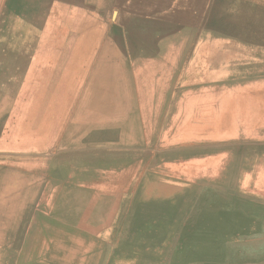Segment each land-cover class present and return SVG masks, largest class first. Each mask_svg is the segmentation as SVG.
I'll return each mask as SVG.
<instances>
[{
    "label": "rangeland",
    "instance_id": "1",
    "mask_svg": "<svg viewBox=\"0 0 264 264\" xmlns=\"http://www.w3.org/2000/svg\"><path fill=\"white\" fill-rule=\"evenodd\" d=\"M209 38L216 51L225 45L215 39L228 41L234 63L239 51L251 52L241 80L225 70L214 76L218 94L239 96L240 82L264 112V0H0V264H264V210L238 203L234 187L228 214L207 212L204 260H187L201 248L188 236L190 189L149 168L151 151L185 144L159 138L178 89L179 68L171 78L166 62ZM143 95L156 119L143 117L151 123L139 138ZM140 150L131 167L111 171L110 157L135 159Z\"/></svg>",
    "mask_w": 264,
    "mask_h": 264
},
{
    "label": "bare ground",
    "instance_id": "2",
    "mask_svg": "<svg viewBox=\"0 0 264 264\" xmlns=\"http://www.w3.org/2000/svg\"><path fill=\"white\" fill-rule=\"evenodd\" d=\"M51 1V0H50ZM54 1V0H52ZM79 1V0H78ZM96 1V0H95ZM98 2V1H97ZM100 3V2H98ZM61 4V3H60ZM64 4V3H63ZM74 6V5H73ZM92 6V5H91ZM101 6V5H100ZM94 7V6H93ZM69 10V9H68ZM89 10V9H88ZM127 10V9H126ZM84 12V11H83ZM82 12V13H83ZM88 12V11H87ZM220 12V11H219ZM133 13V12H132ZM137 13V12H136ZM218 13V11L216 12ZM80 14V13H79ZM82 15V14H81ZM87 15V14H86ZM97 15V14H96ZM144 17V16H143ZM156 17V16H155ZM98 18H100L98 16ZM121 18V17H120ZM101 19V18H100ZM103 20V19H102ZM133 20V19H132ZM144 20V19H143ZM119 21V20H118ZM122 21V20H121ZM128 21V20H127ZM141 21V20H140ZM155 21V20H154ZM32 22V21H31ZM89 22V21H87ZM131 22V21H130ZM129 22V23H130ZM135 22V21H134ZM146 22V21H145ZM89 24V23H87ZM126 24V23H125ZM131 24V23H130ZM156 24V23H155ZM158 24V23H157ZM156 24V25H157ZM93 25V24H92ZM104 25V24H103ZM133 25V23H132ZM153 25V24H152ZM37 26V25H35ZM130 26V25H129ZM134 26V25H133ZM249 26V25H248ZM132 28V27H131ZM130 28V29H131ZM144 28V27H143ZM146 28V27H145ZM100 29V28H99ZM129 29V27H128ZM155 29V28H154ZM162 29V28H161ZM160 29V30H161ZM56 30V29H55ZM136 30V28L134 29ZM234 30V29H233ZM73 31V30H72ZM122 31V30H121ZM216 31V30H215ZM56 32V31H55ZM154 32H157L154 30ZM144 33V32H143ZM159 33V32H158ZM84 35V34H83ZM133 35V34H132ZM168 35V34H167ZM166 35V36H167ZM73 36V35H72ZM171 37V36H170ZM205 37V36H204ZM72 38V37H71ZM75 38V37H74ZM97 38V37H96ZM99 38V37H98ZM147 38V37H146ZM150 38V37H149ZM184 38V37H183ZM182 38V39H183ZM151 39V38H150ZM149 39V40H150ZM153 39V38H152ZM203 39V38H202ZM72 40V39H71ZM128 40V38H127ZM131 40V39H130ZM145 40V39H144ZM190 40V39H189ZM140 41V40H139ZM148 41V40H147ZM155 41V40H154ZM170 41V40H169ZM208 43L202 44L199 43L198 51L193 53L191 50H189L188 54L185 53V55L179 56L178 53L172 54V58L170 60V63L168 64L166 62L165 68L169 71V77L172 78L174 71L179 68V71L177 75H174L173 82L175 85L178 86L177 91L170 92V101L172 102L171 107L168 105V111L165 113L166 120H164L162 123L164 125L162 133L160 134L159 138L161 140H180V141H187V140H194L193 142H196L200 139L207 140L205 133L206 130H208L210 126H215L220 128L218 130V137L224 138L227 142H233L234 139L228 140V138H241L244 136H259V132H264V112H261L260 109H256V106L258 105V102H256L255 97L250 93L249 89L250 86H246L244 84H240V82H236L235 89L238 88L237 93L239 96H232L231 98H228L227 96L223 97L220 96L218 91L216 90V82L217 79L214 77L217 74H220L222 71L226 72H233L235 74H238L240 76L239 80L243 77V72L241 64L244 63L245 59L248 58V56L251 54V52L248 54L247 51H239L237 53L238 60L236 63L233 62V56L230 54L228 50L230 47H227L226 43L228 42H220L218 39H215L214 45H225L222 51H216L217 49L213 47L211 39L206 40ZM96 42V41H95ZM124 43V42H123ZM139 43V42H138ZM137 43V44H138ZM156 43V42H155ZM171 43V42H170ZM241 43V42H240ZM94 44V43H93ZM149 44V43H147ZM146 44V45H147ZM184 44V43H183ZM242 44V43H241ZM96 45V44H95ZM127 45V44H126ZM129 45V44H128ZM150 45V44H149ZM155 45V44H154ZM174 45V44H173ZM197 43H195L193 46L195 47ZM249 44H242L241 46H247ZM98 46V45H97ZM110 46V45H109ZM114 46V45H113ZM143 46V45H142ZM146 47V46H145ZM174 47V46H173ZM122 48V47H121ZM143 48V47H140ZM157 48V47H156ZM126 49V48H125ZM130 49V48H129ZM144 49V48H143ZM172 49V48H171ZM94 50V49H93ZM96 50V49H95ZM108 51V50H107ZM128 51V50H127ZM145 51V50H144ZM185 51V50H184ZM126 53V51H125ZM124 53V54H125ZM152 53V52H151ZM71 55V54H70ZM101 55V54H100ZM183 55V54H182ZM236 55V56H237ZM67 56V55H66ZM83 56V55H82ZM93 56V55H92ZM152 56V55H151ZM148 58V57H147ZM126 59V58H125ZM128 59V58H127ZM180 59V60H179ZM72 60V59H71ZM108 60V59H107ZM110 60V59H109ZM114 60V59H113ZM156 59L154 58L155 61ZM167 61V60H166ZM181 61L179 63V66H177V62ZM115 62V61H114ZM117 62V61H116ZM127 62V61H126ZM157 62V61H156ZM110 63V62H109ZM133 63V62H132ZM131 63V64H132ZM144 63V62H143ZM155 63V62H154ZM63 64V63H62ZM89 64V62H88ZM148 64V62H147ZM96 65V64H95ZM94 65V66H95ZM110 65V64H109ZM63 66V65H62ZM105 66V65H104ZM107 66V65H106ZM116 66V65H115ZM132 66V65H131ZM140 66V65H139ZM164 66V65H163ZM101 67V66H99ZM178 67V68H177ZM62 68V67H61ZM86 68V67H85ZM102 68V67H101ZM109 68V67H107ZM114 68V65H113ZM118 68V66H117ZM116 68V69H117ZM121 69V67L119 66ZM136 68V67H135ZM253 68V67H251ZM119 69V71H120ZM137 69V68H136ZM162 69V68H161ZM142 70V69H141ZM155 70V69H154ZM165 70V69H164ZM118 71V70H117ZM118 71V72H119ZM72 72V71H71ZM85 72V71H83ZM154 72V71H153ZM160 72V71H159ZM121 73V72H120ZM140 73V72H139ZM142 73H145L142 72ZM118 74V73H117ZM135 74V73H134ZM141 74V73H140ZM148 74V73H147ZM152 74V73H151ZM210 74V75H209ZM127 75V74H126ZM131 75V74H130ZM112 76V75H111ZM165 75H161L163 77ZM202 76H208V84L202 85ZM242 76V77H241ZM125 77V76H124ZM136 77V76H135ZM140 77V76H139ZM138 77V78H139ZM147 77V75H146ZM152 77V76H151ZM150 77V78H151ZM159 77V76H158ZM123 78V77H122ZM129 78V77H128ZM118 79V78H117ZM143 79V78H142ZM160 79V78H158ZM114 80V79H113ZM151 80V79H150ZM125 81V80H123ZM145 81V80H144ZM166 81V80H165ZM116 82V81H115ZM121 82V81H120ZM129 82V81H128ZM131 82V81H130ZM142 82V81H141ZM117 83V82H116ZM115 83V84H116ZM172 83V82H171ZM215 85H213V84ZM81 84V83H80ZM114 84V85H115ZM168 84V83H167ZM250 84V83H249ZM127 85V84H126ZM213 85V86H212ZM117 86V85H116ZM153 86V85H152ZM156 86V85H155ZM166 86V85H164ZM78 87V86H77ZM118 87V86H117ZM119 88V87H118ZM233 88V87H232ZM232 88H228L227 90H232ZM143 89V88H142ZM151 90L153 88H150ZM166 89V88H165ZM234 89V88H233ZM233 90L232 92H235L236 90ZM247 89V90H246ZM106 90V89H104ZM125 90V89H124ZM123 90V91H124ZM139 91V90H138ZM105 92V91H104ZM122 92V91H121ZM127 92V91H126ZM146 92V91H145ZM157 93L160 92L156 91ZM154 92L153 100L155 101V105L150 107L149 109L153 108V112L155 111L156 103L159 99V95ZM224 93V92H223ZM100 94V93H99ZM127 94V93H126ZM124 95V94H123ZM169 95V94H168ZM131 96V95H130ZM97 97V96H96ZM122 97V94H121ZM129 97V96H128ZM163 97H161V101L163 100ZM104 98V97H103ZM102 99V98H101ZM100 99V100H101ZM123 99V98H122ZM105 100V99H104ZM120 100V99H119ZM125 100V99H124ZM148 97L146 95H143V106H142V112H141V125L143 127L142 132L140 134L145 135L147 132H149V128L147 124L151 122H147L143 120V117L146 115H152L151 117H154L156 119L155 113H149L148 108L146 107L148 104ZM140 101V100H139ZM167 101V100H166ZM116 103V102H115ZM128 103V102H127ZM125 104V103H124ZM107 106V105H106ZM126 106V105H125ZM139 106V105H138ZM84 107V106H83ZM123 109V108H122ZM234 109V110H232ZM95 110V109H94ZM117 111V110H116ZM124 111V110H123ZM113 112V111H112ZM119 112V111H118ZM115 113V112H114ZM259 113H262L260 115ZM111 116V115H110ZM259 116V117H257ZM257 117V118H256ZM258 119V121H256ZM260 119V120H259ZM159 122V121H158ZM253 122V123H252ZM128 129L131 134H134V129L132 130V124H128ZM134 127V126H133ZM256 128H258V132L256 131ZM158 129V128H157ZM125 131V130H124ZM244 132V134H241V132ZM126 134L128 133L125 131ZM157 132V131H156ZM129 133V134H130ZM138 133V132H137ZM130 134L128 141L132 140H140L136 133L135 136H132ZM209 135V133H208ZM264 135V134H262ZM240 138V139H241ZM17 140V139H16ZM19 140V139H18ZM259 141V140H258ZM140 142V141H139ZM130 144V147L135 149L138 148L136 146L137 143ZM255 142V141H254ZM95 144V143H94ZM188 142H185L183 145H187ZM203 144V143H202ZM256 144V143H255ZM264 144V143H263ZM116 145V144H115ZM107 146V145H105ZM169 147V146H168ZM94 148V147H93ZM143 148V147H142ZM261 149V148H260ZM227 151V150H226ZM142 150L140 151H133V154H135V159H132V156L129 157V159H118L116 156L110 157L111 165V171L119 169L120 166L122 168L129 166L131 167L132 162H136L137 158L139 160L140 154ZM257 152V151H256ZM259 153V152H258ZM251 154V153H250ZM252 154H254L252 152ZM206 155V154H205ZM204 155V156H205ZM210 155V154H209ZM230 155V154H229ZM207 156V155H206ZM250 156V155H248ZM192 157V156H191ZM222 157V156H221ZM261 157V156H260ZM215 158V157H214ZM252 158V156H251ZM250 158V159H251ZM254 158V157H253ZM257 158V157H256ZM198 159V158H197ZM248 159V158H247ZM188 160V159H187ZM256 160V159H255ZM179 161V160H178ZM194 161V160H193ZM198 161V160H197ZM200 161V160H199ZM174 162V161H173ZM201 162V161H200ZM203 162V161H202ZM191 163V162H190ZM193 163V162H192ZM258 163V162H257ZM52 164V163H51ZM208 164V163H207ZM162 165V164H161ZM216 165V164H215ZM213 165V166H215ZM158 166V165H157ZM206 166V165H205ZM251 166V165H250ZM186 167V166H185ZM197 168V166H194ZM217 167V166H216ZM149 168H151V172L155 173L156 175L162 176L161 179H166L170 185H185L188 187V183L185 180H175L172 172L170 171V168H166L165 170L161 171L160 167H156V159L152 157L151 162L149 164ZM202 168V167H201ZM207 168V167H206ZM173 169V168H172ZM216 169V168H215ZM78 170V171H77ZM141 170V169H140ZM177 170V169H176ZM180 170V168H179ZM178 170V171H179ZM186 170V169H185ZM199 170V169H198ZM201 170V169H200ZM204 170V169H203ZM217 170V169H216ZM183 171V170H182ZM75 172H78V178H80V181H83V173L84 170L82 168L76 169ZM174 172V169H173ZM180 173V172H179ZM253 173V172H252ZM198 174V173H197ZM224 174V173H223ZM222 174V175H223ZM77 176V175H76ZM183 176V175H182ZM190 176V175H189ZM206 176V175H205ZM253 176V175H252ZM178 177V176H177ZM220 177V176H219ZM186 179V178H185ZM188 179V178H187ZM214 179V178H213ZM212 179V180H213ZM218 179V178H217ZM222 179V178H221ZM220 179V180H221ZM96 180V179H95ZM219 180V181H220ZM223 180V179H222ZM164 181V180H163ZM214 181V180H213ZM216 181V180H215ZM251 181V180H250ZM221 182V181H220ZM142 187L146 186L144 183H142ZM252 185V184H251ZM79 187V186H78ZM81 189V188H80ZM96 192V191H94ZM191 191H187V199H189L188 205V211L185 215H187L186 219V225L193 224L192 231L189 233L188 236H190V241L193 244L201 245L200 249L198 251H195L196 253H190L192 252L190 249L187 251L186 256L187 260L191 259L192 257H200L202 260H204V256L206 254L207 250V233L206 230L208 228V221L211 220L210 217L207 216V212H210L212 210L218 211L219 214H224L227 212V209L225 208V197L217 196L216 198H209L208 202L207 199L205 201L203 200V203H195L190 202L191 198ZM229 194V192L227 193ZM226 194V195H227ZM105 195V191H102L101 196ZM173 195V194H172ZM229 196V195H227ZM240 196V195H239ZM255 196V195H254ZM228 199V198H227ZM155 203H158V200H154ZM228 201V200H227ZM180 201L178 199L171 200V212L172 216L176 217L178 219V214L180 213V209H177L176 206ZM233 202V201H232ZM231 203V202H230ZM192 205L196 206L192 208ZM104 210V209H103ZM182 211V210H181ZM215 212V211H214ZM98 213V212H97ZM103 213V212H102ZM75 214V213H74ZM101 214V213H100ZM228 214V212H227ZM98 215V214H97ZM222 216V215H221ZM91 218V217H90ZM179 220V219H178ZM225 220V219H224ZM191 230V229H190ZM185 240V239H184ZM89 243V242H88ZM50 251V250H49ZM205 252V254H204ZM178 255V254H177ZM195 260V259H194ZM203 263V262H202Z\"/></svg>",
    "mask_w": 264,
    "mask_h": 264
},
{
    "label": "crops",
    "instance_id": "3",
    "mask_svg": "<svg viewBox=\"0 0 264 264\" xmlns=\"http://www.w3.org/2000/svg\"><path fill=\"white\" fill-rule=\"evenodd\" d=\"M256 109L258 110L257 106ZM83 121L90 125L96 123L89 120ZM83 121L81 124H84ZM208 128L205 131L207 140L200 139L196 142L187 140L185 141L188 142L187 145L176 143L173 146H161L151 151L153 153H150V155L156 159V167L162 168L160 170L163 171L169 166L174 179L185 180L188 183V189L193 192L192 198L195 203H203L205 199L208 202L209 198L213 199L218 195L227 199L228 188L234 187L236 191H234V196L239 199L238 203L249 202L258 207L260 206L264 210V135L256 136L255 134V136L248 135L242 138L241 135V139L234 137L233 142H227L221 137V133L218 137L217 133L220 129L218 126ZM95 129L93 128L92 132L96 131ZM115 129L114 122L106 123L107 132H114ZM258 130L256 128L257 132ZM241 134H244V132L242 131ZM259 134H264V132H259ZM194 166H197V168ZM225 202L228 203L227 200Z\"/></svg>",
    "mask_w": 264,
    "mask_h": 264
}]
</instances>
